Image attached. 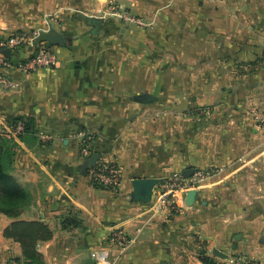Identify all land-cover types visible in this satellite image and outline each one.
Instances as JSON below:
<instances>
[{
	"label": "crops",
	"instance_id": "0c3cea01",
	"mask_svg": "<svg viewBox=\"0 0 264 264\" xmlns=\"http://www.w3.org/2000/svg\"><path fill=\"white\" fill-rule=\"evenodd\" d=\"M89 19L102 20L100 33ZM32 29L66 45L51 46L53 67L0 68L15 83L0 85V134L17 117L34 127L11 138L8 171L29 203L16 219L0 212V264L21 257L4 236L15 220L51 229L37 247L44 264H94L113 230L136 236L122 253L110 248L114 264H264V0H0V40ZM80 131L91 156L118 165L117 189L88 177ZM195 170L192 206L185 194L176 213L153 207L168 178ZM133 178L162 179L149 203L132 198Z\"/></svg>",
	"mask_w": 264,
	"mask_h": 264
},
{
	"label": "built area",
	"instance_id": "2783aa9c",
	"mask_svg": "<svg viewBox=\"0 0 264 264\" xmlns=\"http://www.w3.org/2000/svg\"><path fill=\"white\" fill-rule=\"evenodd\" d=\"M120 7H115L113 15L119 16L126 21L134 22L142 25V22L137 17L130 15L126 11H121ZM41 32L37 29L22 30L17 33H11L7 37L0 40V68L3 70L14 69L23 74H31L40 68H50L58 64V57L51 49L38 42ZM32 47L34 52L31 56L23 59H9L2 54L4 49H10L12 52ZM0 85L4 88H13L14 81L0 73ZM256 128L264 135V120L255 117ZM23 132V125L18 122L14 128L8 126L5 128V133L8 138H17ZM79 140L81 153L86 157H90L91 143L93 142L92 135L80 131L76 135ZM49 135L40 134L42 141L49 140ZM88 177L96 185L107 188L117 189L120 185V171L118 165L113 161L97 160L87 168ZM203 179V173L199 170L193 171L190 178L183 175H173L161 185L157 198L154 200L153 207L155 209L167 210L170 213H176L182 209V201L185 194L192 189H196L198 183ZM137 235V234H136ZM136 239V236H128L123 231L113 230L107 237L109 243L106 247L94 250L91 252V257L94 264H114V259L111 255L110 248L114 247L118 253L126 250ZM5 264H23V261L16 258L8 259ZM230 264H252L244 258L234 259Z\"/></svg>",
	"mask_w": 264,
	"mask_h": 264
},
{
	"label": "trees",
	"instance_id": "16d2710c",
	"mask_svg": "<svg viewBox=\"0 0 264 264\" xmlns=\"http://www.w3.org/2000/svg\"><path fill=\"white\" fill-rule=\"evenodd\" d=\"M101 28L102 23L100 31ZM38 42L43 43L47 49H50L52 46L47 40V33L42 34ZM18 122L23 125V132L18 135L19 138L24 133L34 132L33 121L31 119L17 117L9 122V126L14 128ZM14 146L15 144L11 138L0 134V212L16 219L29 203V195L8 171ZM4 236L19 243L21 257L16 259L22 260L23 264H42V255L38 252L37 247L40 243L51 239L52 231L42 221L15 220L6 227Z\"/></svg>",
	"mask_w": 264,
	"mask_h": 264
},
{
	"label": "water",
	"instance_id": "95a60500",
	"mask_svg": "<svg viewBox=\"0 0 264 264\" xmlns=\"http://www.w3.org/2000/svg\"><path fill=\"white\" fill-rule=\"evenodd\" d=\"M88 23L92 26V33L98 34L101 27V20L100 19H89ZM47 40L51 45H58L61 47H64L66 45V39L61 33H50L47 34ZM2 54L6 57L10 58L13 55H15L10 49H4L2 51ZM138 101L142 103H150L152 101H155L156 98L152 95H149L147 93H143L137 96ZM99 156L97 154L92 155L88 159H86V168L91 166L93 163H95L98 160ZM185 176H187L185 174ZM162 182V179L160 178H133L131 179L130 183L132 186V198L135 201H140L143 203H149L151 201L152 193L154 191V188L159 185ZM197 191L195 189L189 190L186 193L185 198V205L186 206H192L195 197H196ZM217 255L224 256L218 251H214Z\"/></svg>",
	"mask_w": 264,
	"mask_h": 264
},
{
	"label": "rangeland",
	"instance_id": "374dc122",
	"mask_svg": "<svg viewBox=\"0 0 264 264\" xmlns=\"http://www.w3.org/2000/svg\"><path fill=\"white\" fill-rule=\"evenodd\" d=\"M111 7V8H110ZM114 5H112V4H109V7H108V12L109 13H112L113 11H114ZM119 19V18H118ZM19 32V31H18ZM14 33H17V32H14ZM34 264H36V263H34ZM42 264H44V263H42Z\"/></svg>",
	"mask_w": 264,
	"mask_h": 264
}]
</instances>
